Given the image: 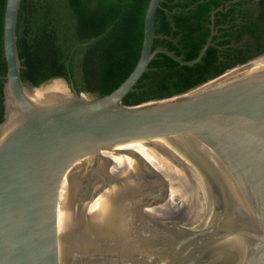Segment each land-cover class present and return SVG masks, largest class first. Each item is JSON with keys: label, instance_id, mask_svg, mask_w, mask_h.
Masks as SVG:
<instances>
[{"label": "water", "instance_id": "1", "mask_svg": "<svg viewBox=\"0 0 264 264\" xmlns=\"http://www.w3.org/2000/svg\"><path fill=\"white\" fill-rule=\"evenodd\" d=\"M158 3L133 71L90 99L72 81H22L21 0H6L0 264H264V55L185 94L125 106L156 53L190 66L214 35L193 61L152 51Z\"/></svg>", "mask_w": 264, "mask_h": 264}, {"label": "trees", "instance_id": "2", "mask_svg": "<svg viewBox=\"0 0 264 264\" xmlns=\"http://www.w3.org/2000/svg\"><path fill=\"white\" fill-rule=\"evenodd\" d=\"M150 0H21L16 47L20 77L34 87L73 82L90 99L115 90L135 68ZM0 0V123L7 73L4 12ZM181 65L156 53L123 98L137 106L185 94L264 55V0H159L151 50L165 49Z\"/></svg>", "mask_w": 264, "mask_h": 264}, {"label": "flooded vegetation", "instance_id": "3", "mask_svg": "<svg viewBox=\"0 0 264 264\" xmlns=\"http://www.w3.org/2000/svg\"><path fill=\"white\" fill-rule=\"evenodd\" d=\"M153 195H155V194H153ZM153 195H151L152 197H153ZM144 197V196H143ZM143 197L142 196H140V198L139 199H137L136 201H133L132 199H127V200H125V202H127L128 200H131V202H129V203H127V204H132V203H134V206L138 203V201L140 200V199H143ZM148 198H149V200L150 199H152V198H150L149 196H147ZM158 197H160V198H158L159 200H161L162 201V199H163V201H164V197H165V195H159ZM162 198V199H161ZM155 199V198H154ZM154 199H152V200H154ZM157 199V200H158ZM140 202H141V200H140ZM134 209V208H133ZM137 209V208H136ZM140 212H141V210H140ZM142 212H144V208H142ZM141 212V216H142V213ZM137 223V226H140L141 227V229H143V231L142 232H144L145 234H150V232H152L151 231V228H150V226H149V222L147 221V220H145V221H142V220H140L139 222H136Z\"/></svg>", "mask_w": 264, "mask_h": 264}]
</instances>
